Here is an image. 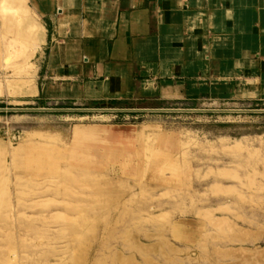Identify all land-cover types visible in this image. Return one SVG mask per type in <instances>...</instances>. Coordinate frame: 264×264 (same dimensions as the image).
<instances>
[{
	"label": "rangeland",
	"instance_id": "1",
	"mask_svg": "<svg viewBox=\"0 0 264 264\" xmlns=\"http://www.w3.org/2000/svg\"><path fill=\"white\" fill-rule=\"evenodd\" d=\"M216 108L0 112V264H264V105Z\"/></svg>",
	"mask_w": 264,
	"mask_h": 264
},
{
	"label": "crops",
	"instance_id": "2",
	"mask_svg": "<svg viewBox=\"0 0 264 264\" xmlns=\"http://www.w3.org/2000/svg\"><path fill=\"white\" fill-rule=\"evenodd\" d=\"M0 81V112L263 106L264 0H0Z\"/></svg>",
	"mask_w": 264,
	"mask_h": 264
},
{
	"label": "water",
	"instance_id": "3",
	"mask_svg": "<svg viewBox=\"0 0 264 264\" xmlns=\"http://www.w3.org/2000/svg\"><path fill=\"white\" fill-rule=\"evenodd\" d=\"M8 110H16V111H67V112H77V111H112L115 113H119L120 111H125V110H118V109H106V108H101V109H88V108H84V109H49V108H24V109H8ZM126 111H130V110H126ZM159 111V110H158ZM167 111H175V110H167ZM179 111V110H176ZM187 111H207V110H187ZM212 111H225V110H212ZM227 111H245V110H227Z\"/></svg>",
	"mask_w": 264,
	"mask_h": 264
},
{
	"label": "bare ground",
	"instance_id": "4",
	"mask_svg": "<svg viewBox=\"0 0 264 264\" xmlns=\"http://www.w3.org/2000/svg\"><path fill=\"white\" fill-rule=\"evenodd\" d=\"M0 87H1V82H0ZM88 130L89 129H82L80 131H77L75 135L81 136V137H86V135L89 134L88 133ZM23 167H25V166H23ZM132 245H133L134 248H137L140 251V253H141L140 255L142 257V261H143V263H146L148 261V259H147L148 256H147L146 252L142 248L139 249V247L136 244H132ZM225 254L228 255L229 253L228 252H225ZM113 256H115L114 253H113ZM116 258L119 259L122 264H132V263H130V258H127L126 259V257H122L121 255H116Z\"/></svg>",
	"mask_w": 264,
	"mask_h": 264
},
{
	"label": "built area",
	"instance_id": "5",
	"mask_svg": "<svg viewBox=\"0 0 264 264\" xmlns=\"http://www.w3.org/2000/svg\"><path fill=\"white\" fill-rule=\"evenodd\" d=\"M90 109H96L97 110V109H101V107H94V108H90Z\"/></svg>",
	"mask_w": 264,
	"mask_h": 264
}]
</instances>
